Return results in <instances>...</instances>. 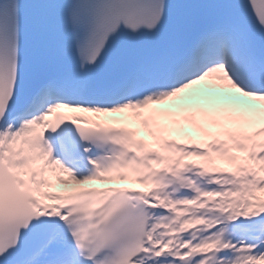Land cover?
<instances>
[{
  "label": "snow or ice",
  "instance_id": "1",
  "mask_svg": "<svg viewBox=\"0 0 264 264\" xmlns=\"http://www.w3.org/2000/svg\"><path fill=\"white\" fill-rule=\"evenodd\" d=\"M0 264H264V0H0Z\"/></svg>",
  "mask_w": 264,
  "mask_h": 264
},
{
  "label": "bare ground",
  "instance_id": "2",
  "mask_svg": "<svg viewBox=\"0 0 264 264\" xmlns=\"http://www.w3.org/2000/svg\"><path fill=\"white\" fill-rule=\"evenodd\" d=\"M241 102H245L243 100V98H241ZM172 102H166L165 105H161L160 107H167L169 104H171ZM188 134V135H191V136H196L197 134L193 131L192 128L190 127H187L185 126L184 128V132H181V133H177L176 134V138L180 139L184 134ZM143 136V134H141ZM111 185H116V186H120V187H129L130 185H127V184H111Z\"/></svg>",
  "mask_w": 264,
  "mask_h": 264
}]
</instances>
